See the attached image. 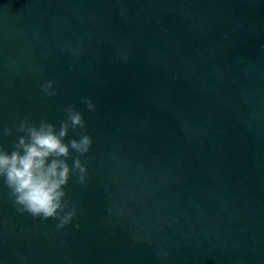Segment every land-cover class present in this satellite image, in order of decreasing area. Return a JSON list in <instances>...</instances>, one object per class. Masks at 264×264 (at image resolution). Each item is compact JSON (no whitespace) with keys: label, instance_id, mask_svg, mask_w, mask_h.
<instances>
[{"label":"water","instance_id":"obj_1","mask_svg":"<svg viewBox=\"0 0 264 264\" xmlns=\"http://www.w3.org/2000/svg\"><path fill=\"white\" fill-rule=\"evenodd\" d=\"M69 104L77 216L22 215L0 180V264H264V0H0V128Z\"/></svg>","mask_w":264,"mask_h":264},{"label":"clouds","instance_id":"obj_2","mask_svg":"<svg viewBox=\"0 0 264 264\" xmlns=\"http://www.w3.org/2000/svg\"><path fill=\"white\" fill-rule=\"evenodd\" d=\"M41 92L54 97L58 94L55 81L49 79L41 84ZM89 111H95V103L81 97ZM65 119L59 127L46 117L32 121L25 116L14 127L0 128V137L19 134L9 151L0 143V180L8 189V197L20 214H29L41 222L57 221L56 230L67 227L76 218L78 206L67 198V186L75 182L86 185L88 178L87 159L93 139L87 132L86 120L81 111L69 104L64 108ZM78 133L79 138L68 139L69 131ZM77 155L72 158V153ZM72 158L71 165L68 163Z\"/></svg>","mask_w":264,"mask_h":264}]
</instances>
